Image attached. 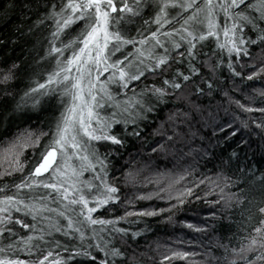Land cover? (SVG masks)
I'll return each instance as SVG.
<instances>
[{"label": "snow or ice", "instance_id": "snow-or-ice-1", "mask_svg": "<svg viewBox=\"0 0 264 264\" xmlns=\"http://www.w3.org/2000/svg\"><path fill=\"white\" fill-rule=\"evenodd\" d=\"M257 152L264 0H0V264H264Z\"/></svg>", "mask_w": 264, "mask_h": 264}, {"label": "trees", "instance_id": "trees-1", "mask_svg": "<svg viewBox=\"0 0 264 264\" xmlns=\"http://www.w3.org/2000/svg\"><path fill=\"white\" fill-rule=\"evenodd\" d=\"M20 54V49L17 48L15 50L14 53H12L13 56L19 55ZM259 83L256 84V87H259ZM236 98L241 99L243 101V97L242 96H237ZM221 97L217 96L215 99L213 100H208L207 98H202L201 100L196 101L199 104H202L203 106H207L209 104L213 105L212 108L208 109V111H216L215 109V105L218 101H221ZM168 111V109H164L163 112L160 113V115L157 117L156 121L153 123L152 127H156L157 124L159 123V120L164 119L166 112ZM207 114V112H205V115ZM195 115V120L193 121V131H196V128L198 127V125L196 124V120H199L200 117L198 114H194ZM220 115H223V113L221 112ZM152 128L147 129L145 135H148L149 133H151ZM199 134H203V130H201V133ZM198 134V135H199ZM154 146V145H153ZM192 148H200L202 147L201 142L199 140V138L197 137L191 144ZM185 151H188L187 148L184 149ZM130 151L132 152H136V149H130ZM151 149L150 148H145L144 152L148 153L150 152ZM143 158L145 160V162H147V157L143 156V157H136V159H141ZM127 154H125V160H127ZM155 159V157L153 158ZM163 156L160 157V160H163ZM196 159L199 161L198 164L195 165L196 169H197V175L199 176L200 173H203L205 175L208 176H213L217 171L220 170V160L217 158H205V159H200L199 157H196ZM124 161H121V163H123ZM173 163H175L173 161ZM184 164V166H186L187 164H191L193 163L192 158H187L186 161L182 162ZM171 164H168V167H171ZM161 167H163V164H161ZM244 167H248V168H260L261 170H264V159L261 158L259 152H257V154L255 156L252 155V153H249V156L247 159H245L243 156L241 157V159L239 161H235L233 160L232 164L230 166H226L225 167V174L232 176L233 178H235L236 174H237V170L239 168H244ZM200 195H203V192L200 193ZM147 203V202H145ZM162 206H166V205H162ZM193 207L196 208H206L205 205L201 204H196L193 205ZM193 213L189 210V212L187 213L188 216H191ZM201 217L208 215L207 211H201L199 214ZM184 216H181L180 219H184ZM164 217H161V220H163ZM237 219H239V217L237 216ZM189 222H193L196 223L195 220H191ZM152 228L153 231L150 232L149 234L146 235L145 238L140 240V251H148L149 255H155V252L152 251L154 249H156L157 247V243H159L161 246L166 245V244H173L176 239L178 237L182 238L185 242L189 241V240H193L194 238V234L189 233V231L187 229H184L183 231H181L179 229V227L177 226V228L175 230H173L172 225H164V224H158L157 221H152ZM233 231H235V225L233 226ZM189 250H197L198 249H189ZM161 251H163V248H161ZM157 259H159V257L157 256ZM146 264H150V262L146 261Z\"/></svg>", "mask_w": 264, "mask_h": 264}]
</instances>
